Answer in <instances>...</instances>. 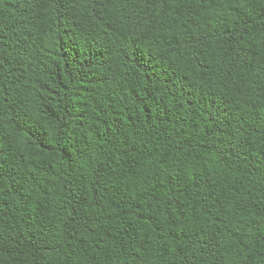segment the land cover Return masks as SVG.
<instances>
[{
	"label": "trees",
	"instance_id": "16d2710c",
	"mask_svg": "<svg viewBox=\"0 0 264 264\" xmlns=\"http://www.w3.org/2000/svg\"><path fill=\"white\" fill-rule=\"evenodd\" d=\"M0 264H264V0H0Z\"/></svg>",
	"mask_w": 264,
	"mask_h": 264
}]
</instances>
